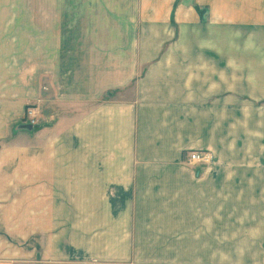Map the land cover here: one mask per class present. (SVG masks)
<instances>
[{
    "label": "crops",
    "instance_id": "1",
    "mask_svg": "<svg viewBox=\"0 0 264 264\" xmlns=\"http://www.w3.org/2000/svg\"><path fill=\"white\" fill-rule=\"evenodd\" d=\"M261 112L264 0H0V228L23 264H175L216 238Z\"/></svg>",
    "mask_w": 264,
    "mask_h": 264
},
{
    "label": "rangeland",
    "instance_id": "2",
    "mask_svg": "<svg viewBox=\"0 0 264 264\" xmlns=\"http://www.w3.org/2000/svg\"><path fill=\"white\" fill-rule=\"evenodd\" d=\"M256 120L264 121V113H256ZM256 144L259 146L257 151L247 154L246 161L239 160L236 155L232 164L225 165L231 174H237H232L236 186H225L222 193L225 202L223 223L214 229L216 238L193 240L191 256L182 252L184 242L177 241L175 249L165 254V258L175 264H183L184 261L186 264H264V143L257 140ZM182 165L188 168L213 166L212 163L190 165L185 160ZM1 205L0 209L6 211ZM13 228L14 225L0 228V264H23L25 259L24 240L11 237ZM148 257L154 256L140 257L136 264H158L154 260L148 261Z\"/></svg>",
    "mask_w": 264,
    "mask_h": 264
},
{
    "label": "built area",
    "instance_id": "3",
    "mask_svg": "<svg viewBox=\"0 0 264 264\" xmlns=\"http://www.w3.org/2000/svg\"><path fill=\"white\" fill-rule=\"evenodd\" d=\"M25 123L34 127L37 124L36 112L33 108H28L25 112ZM190 165L212 163V155L207 151H193L185 159Z\"/></svg>",
    "mask_w": 264,
    "mask_h": 264
},
{
    "label": "water",
    "instance_id": "4",
    "mask_svg": "<svg viewBox=\"0 0 264 264\" xmlns=\"http://www.w3.org/2000/svg\"><path fill=\"white\" fill-rule=\"evenodd\" d=\"M18 128L21 130H28V131H30L32 129V127L30 125H25V124L19 125Z\"/></svg>",
    "mask_w": 264,
    "mask_h": 264
}]
</instances>
